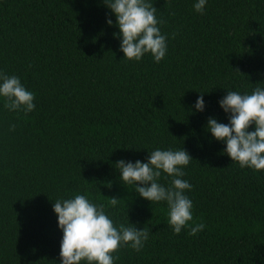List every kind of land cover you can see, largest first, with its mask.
I'll list each match as a JSON object with an SVG mask.
<instances>
[{
	"label": "trees",
	"instance_id": "trees-1",
	"mask_svg": "<svg viewBox=\"0 0 264 264\" xmlns=\"http://www.w3.org/2000/svg\"><path fill=\"white\" fill-rule=\"evenodd\" d=\"M148 2L167 37L159 63L124 59L103 0H0V72L35 96L27 114L0 97V264H61L53 204L76 195L103 205L117 229L149 230L140 251L122 245L113 264H264V170L233 162L206 131L210 117L229 122L227 91L264 88V0H207L203 14L198 0ZM183 148L193 219L176 234L167 202L140 198L115 164Z\"/></svg>",
	"mask_w": 264,
	"mask_h": 264
},
{
	"label": "clouds",
	"instance_id": "clouds-1",
	"mask_svg": "<svg viewBox=\"0 0 264 264\" xmlns=\"http://www.w3.org/2000/svg\"><path fill=\"white\" fill-rule=\"evenodd\" d=\"M206 2L198 0L194 4L196 12L203 14ZM103 3L115 15V26L119 33H114V38L121 41L119 50L124 54V59L139 61L144 54L150 53L159 63L165 57L167 37L161 34L158 27L164 21L157 19L158 10L152 3L148 0H103ZM107 23L112 26L111 19ZM233 71L240 73L239 69ZM0 97L5 98L4 107L9 111H24L27 114L35 109L34 94L24 88L17 76L0 72ZM203 97L204 94H200L192 106L196 112L205 110ZM219 107L225 114H230L229 122L220 123L210 117L206 131L216 141L226 145L223 154L233 162H238L242 168L264 170V88L257 87L250 95L227 91V95L219 101ZM253 125L255 130L249 132V127ZM14 130L15 125H12L10 131ZM192 160L184 148L177 151L157 149L149 154L147 162L120 160L115 168L119 169L123 182H135L134 189L140 198L150 202H167L169 224L174 233L179 234L193 219L192 201L184 194L192 186L181 179L185 175L182 166H187ZM162 172L173 177L171 187L166 188L157 182ZM108 199L113 207L120 200L117 197ZM53 211L63 233L61 264H80L81 261L113 264L111 254L119 247L130 244L135 251H140L149 237V230H138L130 223L117 229L105 214L103 205L97 207L85 195L58 200L53 204ZM204 228L205 225L201 223L191 229L190 235L194 236Z\"/></svg>",
	"mask_w": 264,
	"mask_h": 264
}]
</instances>
